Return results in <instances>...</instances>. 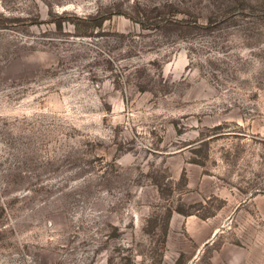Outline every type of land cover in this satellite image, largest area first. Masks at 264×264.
I'll return each instance as SVG.
<instances>
[{"label": "rangeland", "instance_id": "obj_1", "mask_svg": "<svg viewBox=\"0 0 264 264\" xmlns=\"http://www.w3.org/2000/svg\"><path fill=\"white\" fill-rule=\"evenodd\" d=\"M0 264H264V0H0Z\"/></svg>", "mask_w": 264, "mask_h": 264}]
</instances>
